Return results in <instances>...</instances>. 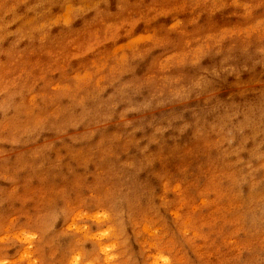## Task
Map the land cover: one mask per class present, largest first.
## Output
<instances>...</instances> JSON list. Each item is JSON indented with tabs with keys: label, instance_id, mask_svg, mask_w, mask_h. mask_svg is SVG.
<instances>
[{
	"label": "clouds",
	"instance_id": "clouds-1",
	"mask_svg": "<svg viewBox=\"0 0 264 264\" xmlns=\"http://www.w3.org/2000/svg\"><path fill=\"white\" fill-rule=\"evenodd\" d=\"M53 204L151 225L149 264H264V0H0V208Z\"/></svg>",
	"mask_w": 264,
	"mask_h": 264
},
{
	"label": "rangeland",
	"instance_id": "rangeland-1",
	"mask_svg": "<svg viewBox=\"0 0 264 264\" xmlns=\"http://www.w3.org/2000/svg\"><path fill=\"white\" fill-rule=\"evenodd\" d=\"M144 37L145 33H140L135 39L140 41ZM125 47V43L116 47L102 43L97 51L111 56ZM50 208L46 211L36 207L24 215L15 214L7 207L0 208V235L8 236L7 241H0V260L7 264H149L153 258L164 259L152 247L155 229L147 223L142 225L143 230H137L136 223L130 222L133 230L130 234L123 220L119 228L104 227L107 217L102 209L91 211L87 207L54 204ZM179 217L177 228L181 231L207 227L213 220L220 223L214 208L203 209L199 214L181 209ZM37 227L39 231L34 230ZM222 227L226 229L227 224L223 223ZM183 252L188 264H194L196 249L186 244Z\"/></svg>",
	"mask_w": 264,
	"mask_h": 264
}]
</instances>
